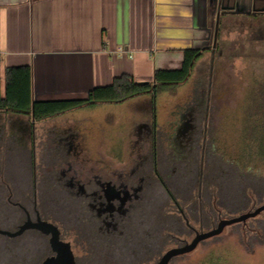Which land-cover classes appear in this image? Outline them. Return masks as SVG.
Returning <instances> with one entry per match:
<instances>
[{
    "label": "flooded vegetation",
    "instance_id": "flooded-vegetation-1",
    "mask_svg": "<svg viewBox=\"0 0 264 264\" xmlns=\"http://www.w3.org/2000/svg\"><path fill=\"white\" fill-rule=\"evenodd\" d=\"M249 32L248 45L212 46L219 59L192 73L188 93L164 124L155 94L123 123L111 122V135L67 121L47 125L38 137L37 121L0 117V231L14 234L30 225L17 236L0 233L7 264L57 257L55 238L70 245L76 264L160 260L206 232L214 204L211 175L224 158L217 141L231 103L220 58L232 63L240 57L263 68L264 19ZM15 166L18 175L6 170ZM171 243L176 246L162 256Z\"/></svg>",
    "mask_w": 264,
    "mask_h": 264
},
{
    "label": "crops",
    "instance_id": "crops-1",
    "mask_svg": "<svg viewBox=\"0 0 264 264\" xmlns=\"http://www.w3.org/2000/svg\"><path fill=\"white\" fill-rule=\"evenodd\" d=\"M262 13L264 0H0V103L7 98L9 68H32L33 104L87 100L121 76L143 83L157 71H178L186 51L204 56L212 50L218 17L217 43L232 44L226 43L232 25L264 19ZM120 48L127 54H119ZM97 107L42 120L34 111L0 109V117L37 121L41 137L55 123L97 127L76 114Z\"/></svg>",
    "mask_w": 264,
    "mask_h": 264
},
{
    "label": "rangeland",
    "instance_id": "rangeland-1",
    "mask_svg": "<svg viewBox=\"0 0 264 264\" xmlns=\"http://www.w3.org/2000/svg\"><path fill=\"white\" fill-rule=\"evenodd\" d=\"M255 24L256 21L244 19L241 24L232 25V35L226 37V43L248 45L250 26ZM222 38L225 36H221V42L224 41ZM217 59L218 50L208 51L197 64L193 76ZM220 60L223 61L219 67L224 70L219 76L223 82H231V103L226 125L217 141V150L224 158L216 174L211 175L210 190L214 195V204H211L210 225L205 226L206 232L216 228L222 219L238 217L264 205V67L257 68L249 60L240 57L233 58L232 63L224 57ZM188 90L189 84H184L158 91L156 98L160 124L171 119L177 100L185 96ZM143 99L136 98L123 104L97 105L99 107L92 111L83 110L76 114L82 115V119L92 118L91 121L97 123V127L107 130V134L111 135V122L123 123ZM78 118L82 123L83 120L87 122ZM6 170L14 173L18 171L16 175L21 172L19 166ZM194 226L200 229L198 224L194 223ZM193 238L189 237L190 243ZM175 246V243L169 244L162 256ZM158 261L159 258L127 260L125 264H154ZM9 262L8 254H0V264ZM80 264L89 262L81 260ZM170 264H264V212L246 223L228 226L222 234L201 242L191 253L173 258Z\"/></svg>",
    "mask_w": 264,
    "mask_h": 264
},
{
    "label": "trees",
    "instance_id": "trees-1",
    "mask_svg": "<svg viewBox=\"0 0 264 264\" xmlns=\"http://www.w3.org/2000/svg\"><path fill=\"white\" fill-rule=\"evenodd\" d=\"M264 14V13H262ZM203 51L185 52L183 66L178 71H157L153 81L137 83L129 76L116 78L112 85L94 89L87 100L51 103L32 102V68L7 69V98L0 103V109L30 113L34 111L37 120L68 113L77 109L104 104H123L127 101L157 95L160 89L185 84L193 73Z\"/></svg>",
    "mask_w": 264,
    "mask_h": 264
},
{
    "label": "water",
    "instance_id": "water-1",
    "mask_svg": "<svg viewBox=\"0 0 264 264\" xmlns=\"http://www.w3.org/2000/svg\"><path fill=\"white\" fill-rule=\"evenodd\" d=\"M218 27H219V17L217 19V26L215 31L216 33L213 40L214 47H216L217 45ZM262 212H264V205L258 207L254 211L244 213L238 217H234L231 219H222L216 228L204 233H197L196 237L191 243H188L183 247L174 248L168 251L157 263L154 264H170L173 258L187 253H191L198 247V245L201 242L222 234L225 228H227L228 226H232L239 223H246L249 219L259 216ZM29 226L30 225L28 224L23 226L19 232L14 234L8 232H2V231H0V233L7 234L10 236H17L20 235L26 229H28ZM52 243L55 247V250L58 252V256L47 259L43 264H76L73 252L69 244L60 242L58 238H55L52 241Z\"/></svg>",
    "mask_w": 264,
    "mask_h": 264
},
{
    "label": "built area",
    "instance_id": "built-area-1",
    "mask_svg": "<svg viewBox=\"0 0 264 264\" xmlns=\"http://www.w3.org/2000/svg\"><path fill=\"white\" fill-rule=\"evenodd\" d=\"M118 52L121 55H126L127 54V51L124 48H120Z\"/></svg>",
    "mask_w": 264,
    "mask_h": 264
}]
</instances>
